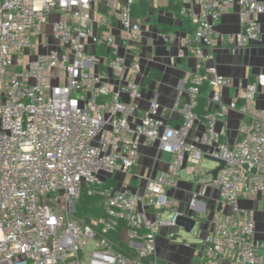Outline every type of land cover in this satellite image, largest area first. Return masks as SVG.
<instances>
[{"label":"built area","instance_id":"2783aa9c","mask_svg":"<svg viewBox=\"0 0 264 264\" xmlns=\"http://www.w3.org/2000/svg\"><path fill=\"white\" fill-rule=\"evenodd\" d=\"M139 1L0 0V264H156L159 230L183 214L167 190L183 170L195 181L209 173L207 157L224 165L189 203L198 206L209 186L218 192L196 264H264L254 211L240 205L264 193V118L248 117L264 73L241 89L243 104L223 101L221 89L233 80L217 70L214 41L221 16L236 5L239 31L226 48L234 54L249 46L262 34L264 4L173 0L192 25L184 44L201 70L178 81L171 107L178 122L170 125L155 98L140 105ZM145 1L151 10L160 0ZM204 85L201 120L195 108ZM236 108L243 119L229 144L216 125ZM199 121L203 132L191 137ZM155 144L171 160L134 192L118 173L136 165L140 145Z\"/></svg>","mask_w":264,"mask_h":264},{"label":"crops","instance_id":"0c3cea01","mask_svg":"<svg viewBox=\"0 0 264 264\" xmlns=\"http://www.w3.org/2000/svg\"><path fill=\"white\" fill-rule=\"evenodd\" d=\"M264 4V0H259ZM168 0H160L150 10L149 15L142 20V58L141 68L144 75H147L151 69L161 71L158 81H152L144 88V100L140 103L142 107L146 106L147 101L155 98L162 108V117L170 125L178 122V116L171 111L172 104L177 95L178 81L194 72L201 70L192 51L184 44L185 39L189 37L188 33L176 30L172 41L164 42L160 37L159 31L153 22L149 19L155 16L162 20L166 25H179V20L175 18L171 11L166 9ZM196 8V7H195ZM260 24L262 34L252 41L249 46L232 54L227 48V37L233 36L239 31L238 7L231 5L221 16L216 25V35L214 41L215 64L218 72L233 80L231 87H223L221 96L223 101L243 99L239 95L241 89L258 74L264 73V13L260 15ZM182 51L181 58H177L178 53ZM174 58V61H171ZM140 80V79H138ZM249 116L264 118V88L257 92L254 102L250 105ZM243 115L236 108L231 110L226 117L219 121L216 129L223 133V139L229 144H233L238 138V127ZM204 130L201 121L191 131L190 136L194 137ZM208 150L207 146H202ZM207 159H209L207 157ZM171 157L158 149V145L145 146L140 145L138 161L128 173H118L125 186L134 192H141L146 184L148 177H154L168 166ZM211 160V159H210ZM217 166L215 162V167ZM209 169L203 179L194 180L193 177L187 179H176L174 185L167 191L168 197L172 200L173 206L185 214H194L202 221L199 234L194 242H183L180 238L173 239L172 234L176 231L162 228L156 236V264H196L201 250V241L205 236L210 217L217 206L218 192L213 187H207L204 195L196 197L198 206L191 208L189 203L203 182L209 181L212 176V170ZM199 181V183H198ZM264 184V172L262 174ZM240 205L253 210L255 216V237L264 242V193L259 192L255 197L240 198ZM199 209V211L197 210ZM223 264H228L224 262Z\"/></svg>","mask_w":264,"mask_h":264},{"label":"trees","instance_id":"16d2710c","mask_svg":"<svg viewBox=\"0 0 264 264\" xmlns=\"http://www.w3.org/2000/svg\"><path fill=\"white\" fill-rule=\"evenodd\" d=\"M180 8H181V2L173 0H168V4L166 6V9L171 11L172 14L179 20V25H172L168 26L165 23L158 22L157 19H154V24L156 25L158 31L160 33H168V32H174L176 30H180L185 33H192V25L190 23V20L182 16L180 14ZM150 9L149 5L145 0H140L139 2L135 3L133 5V13L139 17H147L149 15ZM161 71L158 69H151L148 74L143 79V86H148L152 81L156 80L158 81L161 76ZM207 95H208V87L204 85L199 90V96L197 98V106L195 108V112L199 116L201 120H204L206 114L208 113L207 109ZM82 204H86L88 201L87 197L82 196L80 199Z\"/></svg>","mask_w":264,"mask_h":264},{"label":"water","instance_id":"95a60500","mask_svg":"<svg viewBox=\"0 0 264 264\" xmlns=\"http://www.w3.org/2000/svg\"><path fill=\"white\" fill-rule=\"evenodd\" d=\"M238 104H243V99H237ZM209 158V157H208ZM209 159L215 161L218 165L212 170V176L215 178L217 176L218 171L223 167L224 161L219 158L210 157ZM202 221L199 217L194 216V214H181L176 218L175 226L171 228V231H176L172 235L173 239L180 238L178 235V230L182 229L186 232H191L194 228H198L199 230L201 228ZM197 236V235H196Z\"/></svg>","mask_w":264,"mask_h":264},{"label":"rangeland","instance_id":"374dc122","mask_svg":"<svg viewBox=\"0 0 264 264\" xmlns=\"http://www.w3.org/2000/svg\"><path fill=\"white\" fill-rule=\"evenodd\" d=\"M144 18L145 17H143V19ZM149 19L151 20V22H153V24H154V19H157L158 22L164 23V22H162V20H160L159 18H157L155 16H151ZM189 35H191V33ZM32 41H37V38L36 37H32ZM204 167H206V168L215 167V161L210 160V159H205L204 160ZM189 177H192V175L191 174H188L185 170L181 171L178 174V179H187ZM202 177H204V176H201L200 177L201 180L203 179ZM197 179L199 180V177ZM198 183H199V181H198ZM161 214H162V219L163 220H167V219H169V215L171 213L168 210H163L161 212ZM197 216L199 217V213H197ZM197 229L198 228L196 227L191 232H186V231H184L182 229H179L178 230V235L180 236L181 241H183V242H189V243L194 242L195 239L197 238L196 235L199 234V230H197Z\"/></svg>","mask_w":264,"mask_h":264}]
</instances>
